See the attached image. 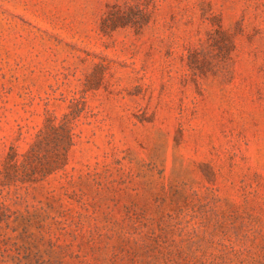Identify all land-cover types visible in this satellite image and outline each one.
Instances as JSON below:
<instances>
[{
	"label": "rangeland",
	"instance_id": "obj_1",
	"mask_svg": "<svg viewBox=\"0 0 264 264\" xmlns=\"http://www.w3.org/2000/svg\"><path fill=\"white\" fill-rule=\"evenodd\" d=\"M0 264H264V0H0Z\"/></svg>",
	"mask_w": 264,
	"mask_h": 264
},
{
	"label": "trees",
	"instance_id": "obj_2",
	"mask_svg": "<svg viewBox=\"0 0 264 264\" xmlns=\"http://www.w3.org/2000/svg\"><path fill=\"white\" fill-rule=\"evenodd\" d=\"M53 129L54 132H56V138L59 147L55 151V155L51 160V162H48L47 164H44L41 167L34 168V170L31 171L30 175L34 177L47 176L52 172H54L55 170L64 166L66 163L67 153L73 144L72 127L65 122V123H61L60 126ZM62 144L64 146H62Z\"/></svg>",
	"mask_w": 264,
	"mask_h": 264
}]
</instances>
